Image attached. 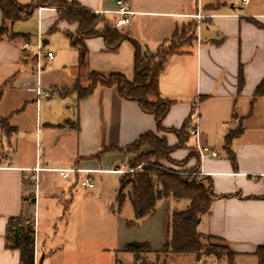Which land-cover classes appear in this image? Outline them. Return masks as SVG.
<instances>
[{"label": "crops", "instance_id": "crops-1", "mask_svg": "<svg viewBox=\"0 0 264 264\" xmlns=\"http://www.w3.org/2000/svg\"><path fill=\"white\" fill-rule=\"evenodd\" d=\"M67 1H78L96 12L115 9L117 0ZM125 1L131 6L133 15L130 24L120 31L136 40L143 52H147L148 47L156 53L182 27L193 24L194 40L168 58L160 76L161 96L174 101L163 125L179 130L187 123L188 132L198 120L202 144L216 149L219 156L190 158L184 168L195 167L200 174L211 177L217 195H231L212 203L210 212L202 215L198 231L221 239L237 252L234 264L251 259L259 264L255 251L257 246L264 244V198H261L264 196V113L262 115L258 110L264 107V94L254 97V92L264 79V0H249L248 3L243 0ZM197 14H201L200 19ZM57 18L54 8L37 9L31 18L36 21L37 34H32L28 20L10 25L0 40V87H4L0 110L8 94L16 103L13 110L0 119H8L11 123L16 114L23 115L28 106L35 107L36 139L40 143L37 148L39 143L36 141L34 157L20 154L17 139L21 127L18 123L11 124L12 135L3 136L0 141V264H20V250L6 246L8 224L11 218L27 216L32 205L37 213L42 187L49 191L45 195L53 200L59 199L60 192L66 194L62 187L66 188L70 196L66 200L68 203L73 202L82 188L76 182L68 185L55 170L38 172L36 183L35 167H78L89 170L92 177L97 173H114L121 177L132 156L112 152L99 160L97 155L103 149L127 147L147 132L165 137L170 146L179 141L173 132H158L155 117L144 112L135 101L121 98L116 87L97 85L81 100L76 93L62 95L66 88H73L78 63L72 81H56L52 84L53 95L36 102L34 53L23 49L21 36L12 38L11 35L27 34L30 41H36L39 35L43 37L50 33ZM3 23L0 9V28ZM75 30L76 25L62 21L54 33L60 36L58 40L62 46L74 50L67 32ZM44 41L46 44L47 40ZM85 43L88 64L80 73L81 87L90 85V71L104 75L118 72L133 79L135 49L131 42L124 41L114 52L107 50L101 37L89 38ZM54 58L53 53L52 61ZM240 70L244 76L241 87ZM55 94L58 98L53 99ZM66 108L72 110L66 112ZM55 111H60L61 116L54 115ZM228 136H231L229 141ZM62 139L73 145L65 159L53 154ZM194 151L198 154L195 139L189 134L185 147L175 150L171 156L182 161ZM229 151L234 153L236 165L232 163ZM58 178L62 181L55 183ZM118 189L112 198V207L118 204ZM171 202L177 201L170 197L158 202L153 216L142 220L138 229L131 228L138 236H131L123 246L132 241L148 242L154 251L159 250ZM73 222L77 224L70 221ZM80 235L76 232L74 240ZM35 256L38 264H47L50 256L41 253L37 232Z\"/></svg>", "mask_w": 264, "mask_h": 264}, {"label": "trees", "instance_id": "trees-1", "mask_svg": "<svg viewBox=\"0 0 264 264\" xmlns=\"http://www.w3.org/2000/svg\"><path fill=\"white\" fill-rule=\"evenodd\" d=\"M40 8H54L57 11L58 18L50 28V32L57 31L58 24L62 21L76 25L75 32L68 31L67 34L72 47L78 52V75L73 88H66L61 93L62 95L76 93L78 99L81 100L90 95L97 85L116 87L121 98L135 101L144 112L155 117L158 132H173L178 136V143L170 146L165 137H161L154 132H147L127 147H108L97 155L99 160H101V156L112 152L137 155L127 163L128 168L132 171L121 175L117 194L118 205L122 207L128 199L134 211V219L126 221L129 227L138 226L142 220L153 216L158 202L162 200L170 197L177 201L189 200V204L185 209L175 210L166 216L164 236L159 250L154 251L148 242L132 241L123 246V251L133 255L134 264H138L140 261L143 264H155L144 261L142 254L153 252L166 255L197 254L204 249L201 243L202 237L221 240L200 233L198 225L202 215L210 212L212 203L215 200L231 195H217L214 192L211 177L200 174L196 168L182 171L161 164L162 161H166L170 164L183 166L190 158L199 156L195 152L189 158H186L183 163L175 162L171 155L175 150L183 148L188 140V125L185 123L179 130L168 129L163 125V120L169 113L174 101L161 96L160 76L168 58L179 52V50L175 48L162 49L160 47L156 53L149 55L147 52L142 51V46L136 40L113 27L105 15L84 7L78 1L67 0H30L27 4H22L17 0H0L4 22L0 28V40L4 38L10 25L30 20L35 11ZM19 36L26 41H30L27 34L12 33L11 35L12 38ZM94 37L103 38L107 50L113 52L117 51L124 41L132 43L135 49L132 80H129L123 73L117 72L104 75L96 71H90L88 73L90 85L86 88L81 87L80 73L87 68L88 64V48L85 41ZM243 81V72L240 70V87ZM263 94L264 79L257 86L254 97ZM3 95L4 87H0V101ZM5 129L6 132H4L9 134V128L6 126ZM230 139L231 136H228L227 140ZM146 148L148 150L143 151ZM229 157L232 163L236 165V158L232 151H229ZM261 198H264V196ZM16 229H19L17 235H15ZM35 233V223L30 219H23L21 216L10 219L6 246L20 250V264L35 263ZM220 247L222 250H226L229 257L228 263L234 264L238 253L223 242ZM209 252L220 256L222 251L211 249ZM255 255L259 264H264V244L257 246Z\"/></svg>", "mask_w": 264, "mask_h": 264}, {"label": "rangeland", "instance_id": "rangeland-1", "mask_svg": "<svg viewBox=\"0 0 264 264\" xmlns=\"http://www.w3.org/2000/svg\"><path fill=\"white\" fill-rule=\"evenodd\" d=\"M238 2L240 1L238 0ZM236 5L239 6V3H236ZM28 23L30 24L29 26L30 30H32V34H37L35 31L36 21L31 19ZM56 35V33L50 32L40 37V42L43 47L42 53L51 51L55 55L54 61H52V59L48 60L45 57L41 59V63L44 66L40 73L41 87L42 89L48 90L51 96L53 95V83L60 80L69 82L74 79L76 70L75 65L78 63L77 51L62 46V43L58 40L60 36ZM194 38V26L186 25L164 43L161 48H175L180 51V49L188 46ZM44 40H47L46 44L43 43ZM30 42L35 45L32 52L36 54L37 40ZM32 59L34 60L33 57ZM55 98H58L56 94L53 96V99ZM15 105L16 103L12 96L10 94L6 95L1 106L0 116H6L5 114L8 115ZM69 110H72V108L64 109L66 112ZM258 111L262 112L263 115L264 107L262 110L260 108ZM22 112L23 111H21V113ZM60 113V111H55L54 115L60 117ZM36 117L37 111L35 107L28 106L25 114H21L20 116L16 114L11 120V123L8 119H0V141H2L3 136L9 137L12 135L14 128L11 124L18 123L21 127L17 139L19 143V153L34 157L37 148L40 146V143L36 139ZM6 126L9 128V134L5 133ZM36 141L37 144L39 143L37 148ZM59 143H61L60 146L53 150V154L58 155L57 157L60 159H65L67 154H69L68 150H71L73 145L69 141L63 139L60 140ZM147 150V148L143 149V151ZM192 153H195V151L190 152L189 156L192 155ZM129 155L132 156L130 160L137 157L136 154ZM189 156L187 158H189ZM130 160H128L127 163ZM184 160L174 161L183 163ZM161 164L168 168L182 171L193 170V168H195L185 169L184 167L187 163L183 166H178L162 161ZM131 171L132 170L129 169L126 164L124 173ZM93 178L95 181V188L79 189L72 203L66 201L70 198L66 188L62 187V192H66V194L60 192L58 196L60 199L59 201L57 198L53 200L51 197L45 195V193L49 191H45V187H42V193L40 195L41 200L40 203H38L39 205H37V213L34 211L32 205L30 212L27 216L23 217V219H30L34 223L36 219L37 225H35V231L37 232V237L39 233L40 251L46 254V256L50 255L47 264H134L133 255L123 251L122 247L128 238L131 236H138L136 230H131V228L134 227V229H138L141 225L129 227L126 224L127 220L134 219V212L129 201H126V203L122 205L121 210L118 204L112 207V198L114 197L116 188L119 187L120 176L114 173H97L93 175ZM61 181L62 180L59 179V181H55V183ZM188 204L189 200L186 199L171 202L170 214L174 210L185 209ZM113 208H116V210L113 211ZM68 219L70 221H76L77 224H74V222L71 224L69 221L67 226ZM81 221L83 223H81ZM76 232L81 233V235L74 240ZM201 243L204 249L197 254L166 255L164 253L157 254L153 252L142 254V259L147 263L155 264H229V257L226 254V250H222L220 247L222 243L220 240L202 237ZM211 249L221 250V255L216 256L209 252ZM138 264L143 263L140 261ZM239 264H257V261L254 262V260L251 259V261L247 260L246 263L240 261Z\"/></svg>", "mask_w": 264, "mask_h": 264}, {"label": "built area", "instance_id": "built-area-1", "mask_svg": "<svg viewBox=\"0 0 264 264\" xmlns=\"http://www.w3.org/2000/svg\"><path fill=\"white\" fill-rule=\"evenodd\" d=\"M249 0H243V3H248ZM98 14L105 15L106 19L111 23V25L117 29H123L128 26L131 22V18L133 15V11L131 6L125 0H117L116 1V8L112 10L106 11H96ZM196 17L198 19L201 18V14H197ZM41 35L37 38V53L34 54V68L37 72V83H36V102L39 103L41 100L51 97V93L48 90L42 89L41 87V80H40V73L43 69V64L41 63L42 57H45L48 60L53 58V52L48 51L47 53H42V43L40 42ZM22 44L23 49L32 52L33 47L35 46L30 41H26L22 39L20 41ZM189 134L194 137L195 139V148L198 152L199 158L204 159L206 157H218L219 153L216 149L211 148L208 145H203L201 142V135L198 128V120L196 119L191 128L189 129ZM2 164V159L0 157V166ZM43 170H55L59 173L60 177L66 181L68 185L76 182L84 189H93L95 188V181L94 178L89 174V170L80 169L78 167H69V168H49V167H35L34 172L35 181L38 183V176L37 173ZM81 173H85L82 175ZM82 175V176H81ZM38 264V261L35 256V263Z\"/></svg>", "mask_w": 264, "mask_h": 264}, {"label": "water", "instance_id": "water-1", "mask_svg": "<svg viewBox=\"0 0 264 264\" xmlns=\"http://www.w3.org/2000/svg\"><path fill=\"white\" fill-rule=\"evenodd\" d=\"M43 43L45 44V41H43ZM146 50H147V53H148L149 55H152V54H153V52L150 51V49H148V47H146ZM18 233H19V229H16V231H15V235H17Z\"/></svg>", "mask_w": 264, "mask_h": 264}]
</instances>
